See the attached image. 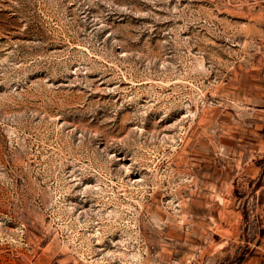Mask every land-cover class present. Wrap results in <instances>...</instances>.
Returning a JSON list of instances; mask_svg holds the SVG:
<instances>
[{"label": "rangeland", "instance_id": "374dc122", "mask_svg": "<svg viewBox=\"0 0 264 264\" xmlns=\"http://www.w3.org/2000/svg\"><path fill=\"white\" fill-rule=\"evenodd\" d=\"M264 261V0H0V264Z\"/></svg>", "mask_w": 264, "mask_h": 264}, {"label": "built area", "instance_id": "2783aa9c", "mask_svg": "<svg viewBox=\"0 0 264 264\" xmlns=\"http://www.w3.org/2000/svg\"><path fill=\"white\" fill-rule=\"evenodd\" d=\"M259 264H264V261L260 262Z\"/></svg>", "mask_w": 264, "mask_h": 264}]
</instances>
